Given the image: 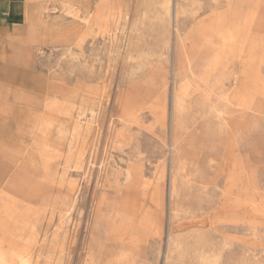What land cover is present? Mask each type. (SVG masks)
Instances as JSON below:
<instances>
[{"label": "rangeland", "instance_id": "obj_1", "mask_svg": "<svg viewBox=\"0 0 264 264\" xmlns=\"http://www.w3.org/2000/svg\"><path fill=\"white\" fill-rule=\"evenodd\" d=\"M74 1L0 0V256L264 264V0Z\"/></svg>", "mask_w": 264, "mask_h": 264}, {"label": "crops", "instance_id": "obj_2", "mask_svg": "<svg viewBox=\"0 0 264 264\" xmlns=\"http://www.w3.org/2000/svg\"><path fill=\"white\" fill-rule=\"evenodd\" d=\"M6 7L8 9V22L9 24H13L14 26H18L22 23L23 20L28 19L29 15L27 16V11H28V7H26L25 5V1L21 2L20 0H4ZM10 12V13H9ZM181 12V9L176 10V12L174 13V19H175V25L174 28L175 30H177V25H178V18H179V14ZM39 24V19L35 18V20L33 21V23L31 24L32 30H37L38 29V25ZM51 129V128H50ZM106 225H98V224H94L93 226V240L96 242H99L101 239V235L104 231ZM24 236L22 239L25 242V250L22 253L16 254V253H12V252H8V254L6 255H1L0 259L3 261L4 259H33L32 255H30V242L32 240V236L28 234V236L22 235ZM95 251V250H93ZM0 260V261H1Z\"/></svg>", "mask_w": 264, "mask_h": 264}, {"label": "bare ground", "instance_id": "obj_3", "mask_svg": "<svg viewBox=\"0 0 264 264\" xmlns=\"http://www.w3.org/2000/svg\"><path fill=\"white\" fill-rule=\"evenodd\" d=\"M85 1V0H84ZM62 4V7L63 8H66V9H74V4H75V1L74 0H62V2H61ZM78 3V5L79 4H81V6H83L84 4H82V2L81 1H79V2H77ZM77 5V4H76ZM10 13V12H9ZM51 17H54V15L53 14H51L50 15ZM56 16H59L58 14H56ZM49 25H50V27H52L53 26V24H52V22H50L49 23ZM190 69V68H189ZM188 69V70H189ZM188 70H187V72H188ZM205 71V70H204ZM186 72V73H187ZM185 73V74H186ZM194 74V73H193ZM210 74V73H209ZM178 75V74H177ZM178 77V76H177ZM190 82V81H189ZM175 93H177V92H175ZM182 93H183V91H182ZM54 120V119H53ZM48 121H46V122H43L45 125H48V127L49 128H53V124H50V122L49 123H47ZM173 149H174V145H173ZM80 161V160H79ZM154 193L156 194V196L158 195V193H157V190L156 191H154ZM140 216V215H139ZM139 219H140V222H139V224L137 225V227L139 228V229H142V230H145V231H150V230H156L157 229V227H156V225H153L152 223H150V219H148V218H146L145 216H143V217H139ZM174 242H176V241H174ZM20 264H24V259H22L21 260V262H20Z\"/></svg>", "mask_w": 264, "mask_h": 264}]
</instances>
